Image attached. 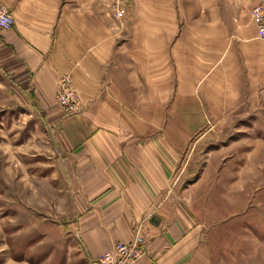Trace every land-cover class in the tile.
Wrapping results in <instances>:
<instances>
[{"label": "crops", "instance_id": "0c3cea01", "mask_svg": "<svg viewBox=\"0 0 264 264\" xmlns=\"http://www.w3.org/2000/svg\"><path fill=\"white\" fill-rule=\"evenodd\" d=\"M0 1L13 17L0 28V66L24 76L26 95L55 127L58 159L72 179L73 248L38 264H89L137 235L145 253L131 264H264L255 248L264 243V223L254 207L246 225H235L253 189L218 185V147L204 153L191 178L192 130L207 115L251 112L264 96V68L255 73L249 57L254 39L222 41L224 57L196 95L191 42L177 40L176 0H131L124 19L110 15L109 0ZM205 57L198 65L212 62ZM261 60L264 66V54ZM177 66L187 67L183 76ZM62 73L83 99L70 115L53 104Z\"/></svg>", "mask_w": 264, "mask_h": 264}, {"label": "rangeland", "instance_id": "374dc122", "mask_svg": "<svg viewBox=\"0 0 264 264\" xmlns=\"http://www.w3.org/2000/svg\"><path fill=\"white\" fill-rule=\"evenodd\" d=\"M131 2L127 0V11L121 19L127 17ZM253 2H173L177 40L185 37L186 42H191V79L196 95L204 90L201 84H205L202 81L209 69L214 68V60L224 57L222 41L230 45L254 39L257 44L252 46L253 54H249L255 60L254 72L264 68V40L256 35L254 38L251 32L249 8ZM204 10L209 15L203 16ZM215 11V16L211 15ZM145 20L150 21V17ZM184 22L191 26L190 35L183 31ZM215 27L219 28L212 30ZM205 56L212 62L198 65ZM11 69L0 66V264H38L51 252L73 248L75 233L69 225L72 179L64 176L65 162L58 159L61 153L54 141V125L26 95L24 76ZM176 70L177 75L183 76L187 67L177 66ZM80 100L83 103L81 97ZM53 104L58 105L55 98ZM250 110L207 115L205 124L191 133V178L203 168L204 153L218 147L217 168L222 171L218 185L222 182L245 187L249 192L253 189L246 195L249 207L236 217L239 228L251 218L247 215L251 206L256 219L264 223V96L256 99ZM215 122L212 127L210 124ZM259 234L264 237V233ZM257 243L256 250L264 251V243ZM240 244L239 249L248 246Z\"/></svg>", "mask_w": 264, "mask_h": 264}, {"label": "built area", "instance_id": "2783aa9c", "mask_svg": "<svg viewBox=\"0 0 264 264\" xmlns=\"http://www.w3.org/2000/svg\"><path fill=\"white\" fill-rule=\"evenodd\" d=\"M108 8L114 19H121L127 11V0H109ZM249 16L256 37L264 40V0H254L249 8ZM12 24L13 17L10 9L0 1V28H9ZM54 98L55 103L66 115L78 112L83 104L68 73H62L59 76ZM144 253V242L137 235L133 241L114 242L110 248L92 257L89 264H131Z\"/></svg>", "mask_w": 264, "mask_h": 264}]
</instances>
